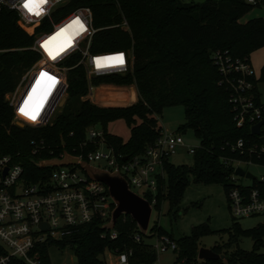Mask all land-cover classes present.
Masks as SVG:
<instances>
[{"label": "trees", "instance_id": "trees-1", "mask_svg": "<svg viewBox=\"0 0 264 264\" xmlns=\"http://www.w3.org/2000/svg\"><path fill=\"white\" fill-rule=\"evenodd\" d=\"M260 6L263 5L247 0H206L203 3L196 0H70L67 10L81 7L92 10L94 27L99 29L93 39L92 53L125 50L132 55L127 73L97 77L93 86H135L139 100L128 107H99L83 100L89 93V84L84 69L76 67L69 71L66 106L51 124L40 128L15 125L13 109L6 102V95L14 92L23 73L38 61L39 56L29 50L33 38L19 26L17 14L1 10L0 150L24 166L28 182H37L48 178L56 169L41 166L38 161L58 158L64 152L84 157L94 150L95 145L83 146L87 129L94 125L102 126L106 143L118 155L129 158L143 155L163 132L157 117L168 107L182 106L186 123L177 133L183 135L188 129L193 130L200 144L193 155L191 168L175 167L165 161L168 180H159L155 210L161 211L168 201L169 214H177L190 177L197 184H221L229 193L233 169L221 160H248L232 147L241 139L255 143L259 139L251 133L249 126L237 127L230 91L215 64L214 54L222 52L234 60L251 63V54L264 47V20L257 18L241 23V19ZM124 18L129 29L109 28L122 23ZM77 61L78 58H73L67 65L74 67ZM254 83H264V66L260 80L255 79ZM95 91L92 90L90 97ZM136 99L135 90L130 88L131 103ZM118 119H124L130 129L128 141L107 130L108 124ZM33 141L38 144L44 141V147L36 155L32 153ZM259 163L264 164V157ZM254 188L264 190V184L255 181ZM114 231L117 237L111 239V232L103 230L102 222L96 220L62 241L39 245L37 254L45 264H51L49 248L57 246L70 248L78 264H106L107 251H131L130 264H156L157 253L146 240L167 236L177 244L175 264H264V253L261 252L264 247L263 223L243 230L235 221L231 228L221 231L228 236V241L212 249L225 258L202 262L198 261L200 240L212 234L206 225L196 227L191 236L175 241L157 223L150 229V236H144L130 216H122ZM138 234L141 242L136 241ZM243 237L252 239L251 251L239 247ZM7 254L0 245V259ZM5 264L25 263L10 258Z\"/></svg>", "mask_w": 264, "mask_h": 264}, {"label": "built area", "instance_id": "built-area-1", "mask_svg": "<svg viewBox=\"0 0 264 264\" xmlns=\"http://www.w3.org/2000/svg\"><path fill=\"white\" fill-rule=\"evenodd\" d=\"M247 1L264 6V0ZM69 2L70 0H46L41 3L40 0H35V3L30 4V11L25 7L29 0H0V11L8 10L17 14L19 26L33 38L29 50L39 56L14 92L6 96H9L6 102L13 109V123L17 126L23 124L24 127L40 128L51 124L58 105L66 99L59 96L58 99L61 98L56 100L49 117L43 122H36L58 84V79L50 78L43 86L35 78L30 85L33 76L46 68L63 76L64 91L69 87V71L76 67L84 69L87 81L111 74H125L129 70L132 58L130 51L92 53L93 39L99 31L94 27L92 10L88 7L67 10ZM109 28L127 30L129 24L124 18L122 23ZM120 57L123 58L122 63L119 62ZM73 58H78V61L74 67H69L67 63ZM214 60L223 82L228 85L237 127L249 126L252 133L253 127L264 122V97L259 92V85L254 83L257 78L251 63L234 60L222 52H216ZM97 61L100 66H97ZM22 108L35 114L36 118L33 120L25 115L21 112ZM96 126L87 129L83 144L86 147L92 144L96 148L88 151L84 157H79V162L85 161L111 173L119 172L128 182L131 191L148 200L155 210L159 180L166 175L164 163L187 146L183 135L163 130L143 155L127 157L124 161L126 156L118 155L109 147L104 131L97 130ZM254 136L259 139L258 143L241 139L232 147L234 151L248 157V160H221L225 166L233 169L228 202L230 213L236 220L264 216V190L254 188V182L264 184V178L255 177V180H251L236 174L237 169L243 170L245 174L250 173L242 165L264 166L259 163L264 157V144L261 140L264 138V123L260 135ZM32 145V153L36 155L44 147V141L39 144L33 141ZM187 148L188 153L194 155L198 147ZM63 157L64 154L57 159ZM253 159L259 161L256 163ZM44 161L46 160H40L38 164L43 166ZM97 163L101 165L95 166ZM242 179L251 183L242 184ZM115 206L109 188L92 180L79 165L57 167L48 178L28 182L24 166L0 150V245L8 253L0 259V263L5 264L10 258H18L25 264H45L37 254L39 245L49 241H62L80 227L96 220H100L103 227L111 222ZM107 231L111 232V239L117 237L114 230ZM135 238L137 242H141L140 234ZM152 248L156 253L176 251L177 244L167 236L157 237V243ZM132 255L131 251L115 252L110 253V258L115 257L113 264H130Z\"/></svg>", "mask_w": 264, "mask_h": 264}, {"label": "rangeland", "instance_id": "rangeland-1", "mask_svg": "<svg viewBox=\"0 0 264 264\" xmlns=\"http://www.w3.org/2000/svg\"><path fill=\"white\" fill-rule=\"evenodd\" d=\"M204 1L206 0H196L198 3H203ZM262 15H264V6L255 7L241 19V23H247L250 20L257 18H262L264 20ZM262 49H264V47L253 52L250 58L256 78L258 80H260L262 76V68L264 66V64L261 66L263 60L259 58ZM27 72L28 70L23 73L18 84ZM35 78L36 81L38 80V84L43 86L47 84L50 78L58 79V84L48 99V102L43 108L40 116L36 120V122L39 123L43 122L49 117L59 96H64L67 98V101H63L62 104L58 105L54 117L66 106L69 98V87L67 91H64L63 76L49 68H46L40 71L37 75H34L30 85L33 84ZM94 79L96 78L88 79L89 93L83 98V100H89L92 104L99 107H128L136 104L139 100L135 86L101 84L100 86L95 87L93 86ZM130 88H133L136 92L137 99L134 103H131L130 100ZM93 89H96V91L94 92L93 96L90 97ZM258 89L260 94L264 97V83H261L258 86ZM157 119L164 131L167 130L170 133H177L179 127L186 123L184 107H168L163 110L162 115L158 116ZM96 129L103 130L101 125H97ZM107 130L110 134L118 136L124 141H128L130 138V129L124 119H118L116 121L110 122L108 124ZM183 137L187 146L197 148L200 144L193 130L188 129L186 133L183 134ZM187 146L181 148L176 155H173L168 160L169 163L175 167H193L194 157L188 153ZM98 165L101 164H95V166ZM241 167L244 170L252 173L258 179L264 178V166L242 165ZM165 178L167 181V175H165ZM189 180L190 184L186 188L182 199L179 202L177 214H169V203L166 201L163 204L161 211L153 210L150 229L155 223H157L169 236L174 238L175 241H179L183 237L191 236L196 227L206 225L210 228L212 234L201 238L200 249H213L215 246L222 245L228 241V236L221 231L231 228L235 221H237L243 230H250L259 224H264V216H254L239 220L234 219L229 209L228 192L223 185L197 184L194 182L193 177H190ZM240 182L242 184L251 183V181L243 179ZM139 193L141 192L139 191ZM150 229L148 233L149 236ZM146 242L150 245H155L157 243V237L148 238ZM253 245V241L249 237H243L240 239L239 247L243 250L251 251L253 249ZM261 252L264 253V247ZM157 256L158 260L156 264H175L177 261V250L159 252L157 253ZM49 258L51 264H78V260H74L75 257L70 248L60 249L57 246H52L49 248ZM104 258L107 260L108 264H113L115 262V257L110 258V253L108 251L105 253ZM198 261L202 262L199 259Z\"/></svg>", "mask_w": 264, "mask_h": 264}, {"label": "water", "instance_id": "water-1", "mask_svg": "<svg viewBox=\"0 0 264 264\" xmlns=\"http://www.w3.org/2000/svg\"><path fill=\"white\" fill-rule=\"evenodd\" d=\"M9 100V96L6 97V101ZM63 101H67L64 99ZM264 122L256 125L252 129L254 135H260V129ZM19 127L23 128V124H18ZM264 144V138H261ZM127 157L124 158V161ZM80 158L73 156L68 152H64L62 159H51L46 160L42 163L43 166L50 167H64V166H76L79 165L86 174L94 181L105 184L110 191L111 197L115 203V209L112 214V220L110 223L102 227L103 230H114L118 220L122 216H130L132 220L137 224L139 231L142 235H148L150 229V222L153 213V208L150 202L136 193L132 192L128 182L119 172H108L99 168L89 165L87 162H79ZM236 174L243 177L246 176L251 180H255V176L250 173L245 174L241 169L236 170ZM198 258L201 261H217L224 259V255L215 253L212 249L201 248L199 250ZM74 260H78L76 257Z\"/></svg>", "mask_w": 264, "mask_h": 264}, {"label": "snow or ice", "instance_id": "snow-or-ice-1", "mask_svg": "<svg viewBox=\"0 0 264 264\" xmlns=\"http://www.w3.org/2000/svg\"><path fill=\"white\" fill-rule=\"evenodd\" d=\"M40 2L43 3V2H46V0H40ZM33 3H35V0H29V4H25V7L29 8V10L31 11L30 4H33ZM36 14L39 15L38 12ZM106 59H112V58H106ZM119 62L120 63L123 62V58L122 57L119 58ZM97 66H100L99 65V61H97ZM21 112H23L25 115H29L30 118L33 119V120L36 118L35 114H32V113H29V112L25 111L24 108L21 109Z\"/></svg>", "mask_w": 264, "mask_h": 264}, {"label": "crops", "instance_id": "crops-1", "mask_svg": "<svg viewBox=\"0 0 264 264\" xmlns=\"http://www.w3.org/2000/svg\"><path fill=\"white\" fill-rule=\"evenodd\" d=\"M263 16V18H264V15H262ZM261 60H263L262 61V64H261V66H263V64H264V49H262V51L260 52V57H259ZM260 59H258V60H260ZM251 66H252V64H251ZM253 67V66H252Z\"/></svg>", "mask_w": 264, "mask_h": 264}]
</instances>
